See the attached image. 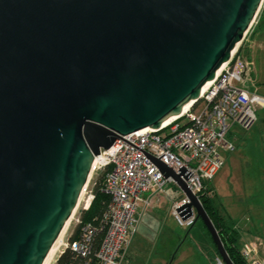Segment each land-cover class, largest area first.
Masks as SVG:
<instances>
[{
    "label": "water",
    "instance_id": "obj_1",
    "mask_svg": "<svg viewBox=\"0 0 264 264\" xmlns=\"http://www.w3.org/2000/svg\"><path fill=\"white\" fill-rule=\"evenodd\" d=\"M263 0H0V264H45L95 157L122 138L189 197L235 264L183 165L123 138L196 102Z\"/></svg>",
    "mask_w": 264,
    "mask_h": 264
},
{
    "label": "built area",
    "instance_id": "obj_2",
    "mask_svg": "<svg viewBox=\"0 0 264 264\" xmlns=\"http://www.w3.org/2000/svg\"><path fill=\"white\" fill-rule=\"evenodd\" d=\"M263 7L264 0L261 9ZM239 49L181 116L159 128L147 127L122 136L160 158L175 172L182 165L191 171L193 174L186 183L201 203L202 195H214L209 188L226 164L224 154L237 148L230 137L232 128H249L257 120V109L264 107V94L251 92L242 85L252 64L243 60ZM94 163L96 174L103 175L101 191L109 198L101 218L102 228L85 223L81 216L95 197L91 190L72 219L75 224L66 232L59 258L70 249L82 257V264H123L143 215L165 195L171 182L182 191L181 197L173 202L172 215L183 228L196 224L195 207L193 215L185 220L177 209L190 202L177 181L173 177L166 178L142 150L124 139L119 138L111 148L103 149ZM98 229L103 230L104 235L95 246ZM71 237L75 239L71 241ZM241 253L248 264H264V259L257 257L249 245L242 247ZM215 264L225 263L217 258Z\"/></svg>",
    "mask_w": 264,
    "mask_h": 264
},
{
    "label": "rangeland",
    "instance_id": "obj_3",
    "mask_svg": "<svg viewBox=\"0 0 264 264\" xmlns=\"http://www.w3.org/2000/svg\"><path fill=\"white\" fill-rule=\"evenodd\" d=\"M262 9L259 11L255 22L249 29L243 42L253 34L254 30L257 29L262 22ZM257 114H259V108L257 109ZM249 128H242L239 126L233 127L232 132L236 133V138L238 137L236 141V143H238L236 145L237 148L233 152L224 154L225 158H229V160L226 161L223 169L213 180L214 185H217V183L221 185L220 187L223 191L222 195H225L224 192L228 191L227 193L230 192L229 195L232 196H230V200L229 197L220 196L217 203L221 212L223 211L226 213L228 209H231L230 213L236 219L245 217V208L247 203L251 202L249 196L251 193L248 191V188L250 184L252 185V181L249 180V177L253 178L252 171L256 168V163H253V160L247 157L249 153V156H251V158L253 157L250 151L254 150L252 144L255 143L254 136L256 134L254 131L255 128H252L250 131L248 130ZM244 139L249 142V147H246V144L243 142ZM240 142L241 145L238 146ZM250 161L251 165L248 164ZM231 172H233L238 181V184H234V186H231V182H233ZM101 174L100 172L90 179L84 192L85 194L82 197L83 203L87 199L90 191L93 190L94 181L100 178ZM237 185H240V188H242L239 192L236 191V188H238ZM181 195V189L177 188V186L171 182L165 195L158 198L154 202V205L143 215L139 228L131 239L128 256L123 264H215L218 254L213 248L212 241L202 218H199L192 228H183L172 215L171 209L173 202L177 201ZM225 205L228 207L227 210L224 207ZM76 211L77 216L79 209H76ZM256 221L257 220L254 218L252 223H256ZM74 224L75 223L72 221L71 225ZM249 225L253 226L250 222ZM240 226L245 227L244 223ZM250 229L253 233L264 236V220L257 224V229L252 227H250ZM248 234H250V231L243 230L239 244L244 242V236ZM261 240L263 244H261L259 254L264 259V239ZM164 259H166V263Z\"/></svg>",
    "mask_w": 264,
    "mask_h": 264
},
{
    "label": "crops",
    "instance_id": "obj_4",
    "mask_svg": "<svg viewBox=\"0 0 264 264\" xmlns=\"http://www.w3.org/2000/svg\"><path fill=\"white\" fill-rule=\"evenodd\" d=\"M262 11H263L262 22L257 27V29L254 30L253 34L241 44V47L239 49V55L243 58V60L245 62H250L252 64L251 69H249L247 79L242 85L251 92L254 91L260 94H264V7ZM252 128H255L254 131L256 133L254 136L255 143L252 144L254 150L250 151L253 157L251 158V156H249L250 153L249 155L246 153L247 157L253 160L252 161L253 163L254 162L256 163V168L254 171H252L253 178L249 177V180L252 181V185L250 184L248 188V191L251 193L249 195L251 198L250 200L251 202L247 203L244 213L245 217H242L241 219L240 218L236 219L235 217H233L232 214L230 213L231 209H228L226 205L224 207L226 208V210L227 209L228 210L226 211V213H224L223 211L222 213L227 215L232 221L236 223V228L240 232V237L242 236L243 230L250 231V234L244 236V242L242 244H239L240 248L242 249V247H244L245 245H249L254 248V254H256L257 257L262 258L259 252H260L261 244H263L261 239H264V236L253 233L250 227L257 229V224H259L262 220H264V107L259 108V114H257V120L248 130L250 131ZM230 137L231 139L234 140L235 143L238 140V137L236 138V133H233L232 131L230 133ZM243 142L246 144V147H249V142H247L246 139H244ZM237 144L238 143H236V145ZM240 145L241 142L239 143L238 146ZM228 160L229 158H226V161ZM248 164L251 165V161L248 162ZM218 174L216 175V177L218 176ZM231 178L233 181L231 182V186H234V184H238L237 178L235 177L233 172H231ZM212 186L216 191L217 194L216 200L218 201V199L223 193L222 188L220 187L221 185L218 183L217 185H214L212 181ZM241 190L242 188H240L239 185L238 188H236V191L239 192ZM227 192L228 191L224 192L225 195L222 196L229 197L230 200L232 196L229 195L230 192L229 193ZM254 218L257 220L256 221L257 224L254 222L252 223ZM249 222L253 226H250ZM243 223L245 227L240 226ZM164 261L165 263L167 262L166 259H164Z\"/></svg>",
    "mask_w": 264,
    "mask_h": 264
},
{
    "label": "trees",
    "instance_id": "obj_5",
    "mask_svg": "<svg viewBox=\"0 0 264 264\" xmlns=\"http://www.w3.org/2000/svg\"><path fill=\"white\" fill-rule=\"evenodd\" d=\"M100 176H101L100 178L94 181L93 192L95 194V197L91 203V206L89 207V209L83 210L81 213V216L85 223L91 222L93 225L97 226L98 228H102V221H101L102 214L105 211L109 202L108 196L101 191V182L103 179V175L101 174ZM209 190L213 191L214 195L212 197L207 196V194L202 195L201 196L202 204L204 205L208 214L212 218L216 228L220 233V236L222 237V240L226 246V249L230 257L235 262V264H248L241 253V248L239 245L240 232L236 228V223L232 221L227 215L221 212V209L216 200L217 194L214 187L210 186ZM206 230L212 241L213 248L215 252L218 254L217 257L222 258L220 256L218 247L213 241V238L210 232L208 231L207 227ZM103 235H104V231L98 229V232L96 233L95 236V246L99 244ZM74 239L75 237H71L70 240L73 241ZM58 258L59 256L56 258L54 264H82L83 261L80 255H78L77 253L73 252L70 249H67L65 253L61 255L59 259Z\"/></svg>",
    "mask_w": 264,
    "mask_h": 264
},
{
    "label": "bare ground",
    "instance_id": "obj_6",
    "mask_svg": "<svg viewBox=\"0 0 264 264\" xmlns=\"http://www.w3.org/2000/svg\"><path fill=\"white\" fill-rule=\"evenodd\" d=\"M255 22V21H254ZM253 22V23H254ZM240 45V44H239ZM238 45V47H239ZM235 52V51H234ZM226 65V63L219 69L218 71V74L221 72V70L224 68V66ZM211 84V81H209L202 89V92L205 91L207 89V87ZM193 101L189 102L188 104H186L182 110V112L178 115H174V116H171L170 118H168L165 122H164V125L166 124H169L170 122H172L173 120H175L176 118H178L179 116H181L183 113H185L189 108L190 106L192 105ZM96 171H97V167H96V164L94 163L93 167H92V171H91V174H90V177L88 179V182L86 184V186L84 187L81 195H80V199H79V202H78V205L77 207L80 206L81 204V201H82V197H83V194H85V189L90 181L91 178H93V176L96 174ZM95 173V174H94ZM78 209V208H76ZM76 210L74 211V213L71 215L70 219L68 220L67 224L64 226L61 234L59 235L58 239L56 240V242L54 243V245L52 246L51 248V251L48 255V258L46 260V263L45 264H53L54 260L56 257L60 256V251H61V247L63 245V242H64V239H65V235H66V232L68 230V228L70 227L71 223H72V219L74 217V215L76 214Z\"/></svg>",
    "mask_w": 264,
    "mask_h": 264
}]
</instances>
